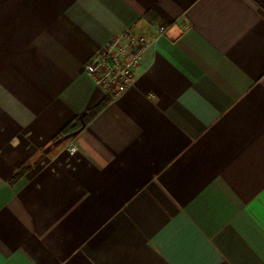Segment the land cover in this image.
<instances>
[{"label": "crops", "instance_id": "0c3cea01", "mask_svg": "<svg viewBox=\"0 0 264 264\" xmlns=\"http://www.w3.org/2000/svg\"><path fill=\"white\" fill-rule=\"evenodd\" d=\"M131 26L166 30L110 100ZM200 262L264 264V0H0V264Z\"/></svg>", "mask_w": 264, "mask_h": 264}, {"label": "built area", "instance_id": "2783aa9c", "mask_svg": "<svg viewBox=\"0 0 264 264\" xmlns=\"http://www.w3.org/2000/svg\"><path fill=\"white\" fill-rule=\"evenodd\" d=\"M149 39L136 27L131 26L99 48L84 65V71L103 89L110 100L117 99L135 84L136 71L145 52L154 46L159 35ZM65 149L75 155L78 147L75 142L66 144Z\"/></svg>", "mask_w": 264, "mask_h": 264}, {"label": "trees", "instance_id": "16d2710c", "mask_svg": "<svg viewBox=\"0 0 264 264\" xmlns=\"http://www.w3.org/2000/svg\"><path fill=\"white\" fill-rule=\"evenodd\" d=\"M108 102L109 101L106 100L105 102H103L101 105H99L95 109H92L91 111H89V113L87 114V116L85 118V122L89 123L94 117H96L106 107ZM78 126L79 125L77 123H75L73 125H69L63 130V133H70V132L76 130L78 128Z\"/></svg>", "mask_w": 264, "mask_h": 264}, {"label": "snow or ice", "instance_id": "6c2138e0", "mask_svg": "<svg viewBox=\"0 0 264 264\" xmlns=\"http://www.w3.org/2000/svg\"><path fill=\"white\" fill-rule=\"evenodd\" d=\"M200 264H210V262H200Z\"/></svg>", "mask_w": 264, "mask_h": 264}]
</instances>
